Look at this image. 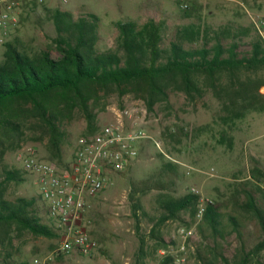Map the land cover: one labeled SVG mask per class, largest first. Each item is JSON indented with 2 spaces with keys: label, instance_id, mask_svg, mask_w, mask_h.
I'll return each instance as SVG.
<instances>
[{
  "label": "trees",
  "instance_id": "obj_1",
  "mask_svg": "<svg viewBox=\"0 0 264 264\" xmlns=\"http://www.w3.org/2000/svg\"><path fill=\"white\" fill-rule=\"evenodd\" d=\"M41 7L56 29L50 45L34 51L16 38L5 43L0 64V264H30L20 260L19 253L14 251L15 232H29L47 239L61 238L60 231L44 220L46 206H40L33 197L9 193L12 185L19 186L29 179L28 171L8 166L5 157L21 147L31 123L37 126L43 138L49 139L53 158L61 162L62 121L71 119L79 110L87 122L85 135H94L100 130L96 110L112 94L119 98L131 94L153 111L158 104L169 107L170 96L175 93H183L190 103H195L211 92L225 113L220 119L226 125L243 119L249 112L264 111V77L261 76L264 38L257 32L248 44H243L249 33L243 27L235 31L230 25L212 29L202 22L190 23L178 27L166 42V26L161 22L151 20L143 25L136 21L119 22L116 23L119 31L116 50L100 52L97 15L75 19L71 12L47 5ZM200 7L199 0H194L189 9H179L185 18L191 19L200 15L196 12ZM34 9H37L36 4L29 8ZM227 40L231 42L226 43ZM243 47L250 49L245 51ZM53 50L57 51V57L53 56ZM206 128L199 127L196 132L200 134ZM169 133L178 139L190 137L181 125H176L175 131ZM177 174V164L164 160L159 170L148 178L131 181L128 199L137 223L148 215L142 197L158 192L156 211L159 216L147 237L155 239V251L168 245L158 229L168 221L178 220L185 211L195 216L201 204L200 194L189 192L175 196L172 193L173 177ZM250 178L259 185L264 184V170L255 169ZM257 190L264 194L260 186ZM244 195V202L239 201L238 193L234 197V209L254 217L262 233L251 249L243 244V226L237 215L226 217L221 204L204 203L202 225L210 227L215 240L225 233L236 235L240 243L238 255L232 260L225 257L223 251L219 253L217 247L213 248L225 264H250L264 251V207L256 197L257 191ZM147 238L143 236L140 240L138 262H144L148 256ZM172 262L171 255H166L162 264Z\"/></svg>",
  "mask_w": 264,
  "mask_h": 264
},
{
  "label": "rangeland",
  "instance_id": "obj_2",
  "mask_svg": "<svg viewBox=\"0 0 264 264\" xmlns=\"http://www.w3.org/2000/svg\"><path fill=\"white\" fill-rule=\"evenodd\" d=\"M199 3L201 7L196 12H200V15L191 19L183 16L173 0H67L66 3L63 0H49L47 6L71 12L75 19L88 14L97 15L100 18L97 49L100 52L116 50L119 35L116 23L119 22L136 21L140 25L151 20L161 22L166 26V42L178 27L190 23L202 22L212 29L230 25L235 31L243 27L249 32L243 44H248L256 36L250 16L264 15V0H199ZM55 36L53 21L42 7L24 11L17 28L3 41L0 40V64L4 59L5 43L19 38L28 49L40 51L47 48ZM229 42L231 40L226 41ZM242 49L246 51L250 48ZM52 53L54 57L58 56L56 50ZM261 76L264 77V72ZM96 111V122L100 129L121 120L125 127L143 129L151 137L139 143V155L133 165L124 173L111 174V186L90 199L91 208L85 214L84 225L98 241V250L91 256L72 252L53 257L59 239L15 232L13 248L19 253L20 260L30 264L36 258L47 264H162L166 256L164 251H177L182 228H193L195 231L186 244L184 264H225L221 256H217L218 252L213 250L216 247L219 253L223 251L224 256L232 260L240 248L236 235L227 236L224 233L219 241L215 240L211 229L202 225L203 221H198L191 211L183 212L181 218L168 221L158 229L168 245L155 251V239L147 237L159 216L156 211L158 192L153 191L142 197L148 215L142 216L141 223H137L132 215L128 195L131 181L148 178L159 170L164 160L178 166V174L173 177L174 184L171 185L175 196L195 190L204 203L211 201L221 204L226 217L237 215L240 219L245 247L251 249L258 243L262 233L257 220L251 215L235 211L233 202L237 193L239 201L244 202V194L257 191L256 197L264 207V194L258 192L259 186H254L255 182L250 178L255 169L264 170V111L249 112L243 119L226 125L220 119L225 113L211 92L195 103H190L185 94L175 93L170 96L169 107L158 104L153 111L148 110L143 100L131 94L123 98L112 94L101 102ZM116 112L128 114L118 118ZM176 125L184 126L190 137H173L169 132H174ZM202 126L207 128L198 134L196 130ZM60 129L64 133L61 162L53 158L49 139L43 138L37 126L31 123L25 141L19 149L6 155L5 163L10 167L23 168L21 156L28 149H33L40 159L54 164L60 170L67 168L73 160L79 139L86 137L87 122L83 114L76 110L71 119L62 121ZM262 187L264 190V184ZM9 193L12 196L33 197L45 208L36 177L30 173L27 182L19 186L12 185ZM43 217L45 222L52 221L47 213ZM224 221L229 223L227 219ZM143 236L147 238L148 256L144 262H138ZM250 264H264V251L254 257Z\"/></svg>",
  "mask_w": 264,
  "mask_h": 264
},
{
  "label": "built area",
  "instance_id": "obj_3",
  "mask_svg": "<svg viewBox=\"0 0 264 264\" xmlns=\"http://www.w3.org/2000/svg\"><path fill=\"white\" fill-rule=\"evenodd\" d=\"M180 9H189L194 0H175ZM49 0H0V40L3 41L17 28L21 12L30 11L32 4L37 8L47 5ZM64 3L67 0H63ZM255 31L264 38V15H251ZM128 112H116L118 118ZM151 137L143 129H129L119 120L102 127L92 136L79 139L70 165L60 170L54 164L40 159L33 149L21 156L23 168L36 177L39 192L45 202L51 223L60 231V243L52 256L76 252L91 256L99 248V243L86 230L84 218L91 208L90 199L97 197L111 186V174L126 172L138 158L139 143ZM158 147L160 144L155 142ZM195 193L196 191L193 190ZM205 213L201 200L196 214L202 221ZM193 228L180 230L181 242L171 255V264H184L186 244L194 236ZM50 259V258H49ZM33 264H47L36 258Z\"/></svg>",
  "mask_w": 264,
  "mask_h": 264
},
{
  "label": "crops",
  "instance_id": "obj_4",
  "mask_svg": "<svg viewBox=\"0 0 264 264\" xmlns=\"http://www.w3.org/2000/svg\"><path fill=\"white\" fill-rule=\"evenodd\" d=\"M176 4H178L175 0H173ZM26 11H27V9H25ZM21 14H22V12H21ZM135 162V161H134ZM133 165V164H132ZM254 184V186H256V187H258V186H260V188L262 187V184L261 185H259V184H257V183H253ZM263 188V187H262ZM209 227V226H208ZM210 228V227H209ZM260 262V261H259Z\"/></svg>",
  "mask_w": 264,
  "mask_h": 264
}]
</instances>
